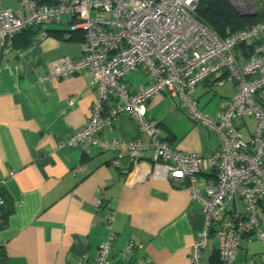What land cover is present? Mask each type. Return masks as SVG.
<instances>
[{
	"label": "built area",
	"instance_id": "obj_1",
	"mask_svg": "<svg viewBox=\"0 0 264 264\" xmlns=\"http://www.w3.org/2000/svg\"><path fill=\"white\" fill-rule=\"evenodd\" d=\"M18 1L13 9L1 7L0 1L2 54L12 49L18 33L38 27L37 39H43L41 26L66 16L77 20L69 23V31L83 32L81 56L58 58L39 77L47 82L81 73L96 89L86 123L61 138L58 146L79 147L85 154L95 146L118 158L151 151V176L187 187L201 206L204 224L191 246L190 264H203L202 251L211 235L218 241L220 264H235L244 241H258L264 252L259 213L264 200V20L220 38L198 20V0ZM139 68L149 81L133 91L123 80ZM212 76L216 84L233 82L235 91L223 110L210 115L200 108L195 91ZM167 91L185 103L192 121L217 134L215 151L197 155L162 140L159 128L146 117V103ZM124 112L139 124L141 135L106 139L103 131ZM246 118L256 122L247 139L242 132L243 126L248 128ZM95 204L103 205V197ZM113 220L109 206L105 226L110 235L92 264L109 263ZM134 245L131 241L127 251ZM246 264L264 262L250 258Z\"/></svg>",
	"mask_w": 264,
	"mask_h": 264
},
{
	"label": "crops",
	"instance_id": "obj_2",
	"mask_svg": "<svg viewBox=\"0 0 264 264\" xmlns=\"http://www.w3.org/2000/svg\"><path fill=\"white\" fill-rule=\"evenodd\" d=\"M0 1L3 8L19 6L12 0ZM64 18L46 22L54 24L48 28L41 26L46 34L43 39L23 48L12 47L7 54L1 53L0 38V193L14 206L0 229L7 264L94 263L100 245L110 235L105 226L109 206L114 212V239L108 264H136L138 260L190 264L191 246L204 224L201 206L191 199L187 187L151 176V151L141 157L123 154L118 158L95 146L88 154L79 147L58 146L61 138L84 126L96 97V89L81 73L39 81L50 62L82 54L83 32L69 31L68 24L76 19ZM137 70L145 76L141 85L134 86L131 76L127 77L134 71L123 80L133 91L149 81L143 68ZM214 85V76L198 85V102ZM166 97L181 101L167 91L146 103V117L159 128L162 140L197 155L215 151L220 139L210 129L203 135L199 125L186 121L188 128L180 133L165 124L168 115L157 110ZM229 98L222 99L211 113L223 110ZM182 111L189 118L186 108ZM140 135L139 124L126 112L103 131L109 140ZM99 196L104 204L97 208ZM261 209L264 212V200L260 216ZM131 241L136 245L127 251ZM217 246V238L211 235L202 251L203 264H213ZM250 258L264 262L258 241H244L235 264H246Z\"/></svg>",
	"mask_w": 264,
	"mask_h": 264
},
{
	"label": "trees",
	"instance_id": "obj_3",
	"mask_svg": "<svg viewBox=\"0 0 264 264\" xmlns=\"http://www.w3.org/2000/svg\"><path fill=\"white\" fill-rule=\"evenodd\" d=\"M196 16L199 21L220 38H225L234 31L249 27L264 20V0H261L257 17L246 16L239 18L235 15L230 0H198ZM33 28L18 33L13 39V47L23 48L37 39ZM173 135V134H172ZM3 203L0 204V229L5 225L8 216L14 211L10 198L3 193ZM0 264H7V254L0 241ZM213 264H220L218 254Z\"/></svg>",
	"mask_w": 264,
	"mask_h": 264
},
{
	"label": "rangeland",
	"instance_id": "obj_4",
	"mask_svg": "<svg viewBox=\"0 0 264 264\" xmlns=\"http://www.w3.org/2000/svg\"><path fill=\"white\" fill-rule=\"evenodd\" d=\"M19 1L12 0V3L15 5H18ZM232 7L239 6L241 7V11L244 12H256L259 9V6L261 4V0H249V3H244L240 0H235L234 4L230 0ZM66 18L63 19L65 21ZM77 21L75 20V23ZM51 25H54L53 23H45L43 27L48 28ZM58 25H62L59 23ZM69 26V24H68ZM65 35H68L69 32L64 33ZM131 76V80L134 82V86H139L142 84V82L145 80V76L141 71H134L132 74H129L127 77ZM235 87L232 83L227 84H216L214 87L206 92L204 95H202L199 99V106L200 108L204 109V112L213 115L211 112H213L221 103V100L227 97H231L234 94ZM162 104L160 107H158V112L160 114H163L164 116L168 115V119L165 121L167 126H171L174 130L178 132L185 131L188 127H185V122H192L194 123L190 118H188L185 114V111L182 110L185 109V103L180 101L178 98L171 99V97H166L162 100ZM170 114V117H169ZM181 114V117L179 115ZM159 116H155L157 118ZM160 118V117H159ZM246 122L248 123V128L243 126L242 132L244 134V137L247 139L250 136V131H253L256 127V122L252 118H246ZM242 122V120H238V123ZM199 125V124H197ZM200 131L203 135L208 134V128L204 125H199ZM261 219H264V212L261 209ZM260 216V217H261Z\"/></svg>",
	"mask_w": 264,
	"mask_h": 264
},
{
	"label": "water",
	"instance_id": "obj_5",
	"mask_svg": "<svg viewBox=\"0 0 264 264\" xmlns=\"http://www.w3.org/2000/svg\"><path fill=\"white\" fill-rule=\"evenodd\" d=\"M233 4H234V2H233ZM232 8H233V11H234L235 15L238 16L239 18H243V17H246V16L257 17V15H258V10L256 12H244L243 13V11H241V9H240L241 7H239L238 5L234 6ZM38 29H39L38 27H35L33 29V31L37 32Z\"/></svg>",
	"mask_w": 264,
	"mask_h": 264
},
{
	"label": "bare ground",
	"instance_id": "obj_6",
	"mask_svg": "<svg viewBox=\"0 0 264 264\" xmlns=\"http://www.w3.org/2000/svg\"><path fill=\"white\" fill-rule=\"evenodd\" d=\"M240 1H242L244 3H249V0H240Z\"/></svg>",
	"mask_w": 264,
	"mask_h": 264
},
{
	"label": "clouds",
	"instance_id": "obj_7",
	"mask_svg": "<svg viewBox=\"0 0 264 264\" xmlns=\"http://www.w3.org/2000/svg\"><path fill=\"white\" fill-rule=\"evenodd\" d=\"M200 125V124H199Z\"/></svg>",
	"mask_w": 264,
	"mask_h": 264
}]
</instances>
